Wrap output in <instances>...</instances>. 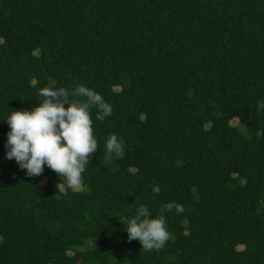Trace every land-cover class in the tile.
<instances>
[{"label":"trees","instance_id":"trees-1","mask_svg":"<svg viewBox=\"0 0 264 264\" xmlns=\"http://www.w3.org/2000/svg\"><path fill=\"white\" fill-rule=\"evenodd\" d=\"M76 83L112 114L72 190L6 158L5 118ZM262 100L264 0H0V264H264ZM169 200L164 248L127 239Z\"/></svg>","mask_w":264,"mask_h":264},{"label":"clouds","instance_id":"clouds-1","mask_svg":"<svg viewBox=\"0 0 264 264\" xmlns=\"http://www.w3.org/2000/svg\"><path fill=\"white\" fill-rule=\"evenodd\" d=\"M39 94L43 97L40 102L31 108L14 109L5 118L9 126L5 156L14 158L18 167L26 170L25 175H39L47 166L56 172L59 180L63 178L69 189L78 190L84 180L82 173L98 147L90 109L95 106L106 117L112 114V106L100 92L82 83H76L71 90L46 86ZM70 95L83 99L70 100ZM257 108L264 109V100ZM124 148L122 137L109 134L105 141L106 154L120 157ZM151 191L159 193L160 186L153 184ZM173 210L180 213L184 208L169 200L161 205L159 214L152 215L147 205L139 204L124 226L127 239L138 240L145 250L164 248L170 238L164 213Z\"/></svg>","mask_w":264,"mask_h":264},{"label":"rangeland","instance_id":"rangeland-1","mask_svg":"<svg viewBox=\"0 0 264 264\" xmlns=\"http://www.w3.org/2000/svg\"><path fill=\"white\" fill-rule=\"evenodd\" d=\"M230 124H231L232 126H236V125H238V120H237V119H232V120L230 121Z\"/></svg>","mask_w":264,"mask_h":264}]
</instances>
